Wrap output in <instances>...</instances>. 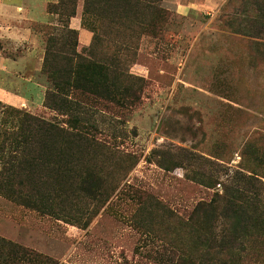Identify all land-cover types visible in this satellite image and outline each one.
I'll list each match as a JSON object with an SVG mask.
<instances>
[{
  "label": "rangeland",
  "instance_id": "obj_1",
  "mask_svg": "<svg viewBox=\"0 0 264 264\" xmlns=\"http://www.w3.org/2000/svg\"><path fill=\"white\" fill-rule=\"evenodd\" d=\"M4 3L30 4L43 18L42 0ZM237 3L218 0L198 16H180L160 0L132 7L120 23L111 8L104 17L82 13L83 28L99 36L94 60L109 63L116 57L123 83L137 97L128 106L91 102L99 137L137 163L126 185L121 183L86 227L88 213L79 215L73 207L71 216L43 212L0 192V264H182L184 238L175 245L149 196L160 201V210L184 219L199 202L211 201L216 189L204 185L203 172L216 164L264 180V44L224 24ZM1 17L3 12L2 29L7 23L18 32L0 38V111L2 105L15 106L65 122L43 105L49 83L42 72L47 37H58L59 48L63 23L56 14L43 24L22 14L4 23ZM77 39V51L90 57L89 47ZM20 98L24 101L14 100ZM161 152L181 165L166 169L159 163L167 162ZM194 153L203 162L189 166L182 155ZM24 249L37 255L27 257Z\"/></svg>",
  "mask_w": 264,
  "mask_h": 264
},
{
  "label": "trees",
  "instance_id": "obj_2",
  "mask_svg": "<svg viewBox=\"0 0 264 264\" xmlns=\"http://www.w3.org/2000/svg\"><path fill=\"white\" fill-rule=\"evenodd\" d=\"M158 1L84 0L83 14L104 17V10L111 8L120 23L132 7ZM76 6L77 0H58L46 6L63 26L59 48V39L53 33L46 40L42 72L49 87L43 105L66 120L59 123L2 105L0 192L43 212L71 216L68 207H73L79 215L88 213L82 223L86 227L121 183L126 185L125 178L137 163V159L99 137L101 127L91 102L128 106L137 97L123 83L124 74L116 57L109 63L94 60L98 33L85 45L90 57L77 51L78 32L69 28ZM233 9L224 16L226 27L264 44V0H238ZM159 155L173 159L162 152ZM202 156L182 155L189 166L203 162ZM166 161L159 163L168 170L181 165L177 160ZM244 170L216 164L203 172L204 185L216 190L210 202H199L184 219L167 209L160 210V201L149 196L152 211L155 206L157 218L167 222L165 229L173 234L175 245L179 237L184 238L178 255L182 264H264V180ZM22 254L37 255L31 249H24Z\"/></svg>",
  "mask_w": 264,
  "mask_h": 264
},
{
  "label": "crops",
  "instance_id": "obj_3",
  "mask_svg": "<svg viewBox=\"0 0 264 264\" xmlns=\"http://www.w3.org/2000/svg\"><path fill=\"white\" fill-rule=\"evenodd\" d=\"M7 0H0V14L3 12L4 17H1V20L8 21V20H15L18 18L19 14H22L25 16V19L29 22L33 23H49V13L46 10V6L49 2H57L58 0H42V6L41 9L43 12H41L43 15L42 19H39L35 16V12L32 10L30 4H10L7 5L4 3ZM163 6L166 7V9L173 11L175 14L180 16H198L200 13L206 12V7L214 8L218 0H161ZM83 4L84 0H80L77 4L76 14L74 17L70 19V28L73 30H76L78 32L79 39L81 43L84 45H89L92 42L93 33H91L89 30L83 28L81 23L82 13H83ZM0 26V38L2 36L7 35L13 36V31H17L18 27L15 26V30L12 27V30H9V25L7 23L3 24V28ZM24 33L29 36L30 29L24 28ZM15 31V33H16ZM18 32V31H17ZM19 32H22V30H19ZM14 94V93H12ZM9 94H6V96ZM14 98V97H13ZM17 102H21V100L24 101L23 98L20 99H14Z\"/></svg>",
  "mask_w": 264,
  "mask_h": 264
}]
</instances>
